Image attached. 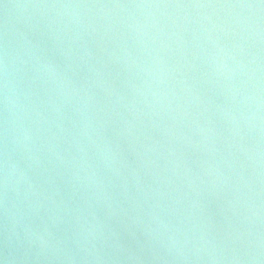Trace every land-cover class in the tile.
<instances>
[{"label": "water", "instance_id": "1", "mask_svg": "<svg viewBox=\"0 0 264 264\" xmlns=\"http://www.w3.org/2000/svg\"><path fill=\"white\" fill-rule=\"evenodd\" d=\"M0 264H264V0H0Z\"/></svg>", "mask_w": 264, "mask_h": 264}]
</instances>
